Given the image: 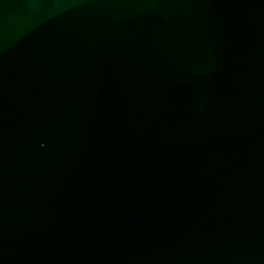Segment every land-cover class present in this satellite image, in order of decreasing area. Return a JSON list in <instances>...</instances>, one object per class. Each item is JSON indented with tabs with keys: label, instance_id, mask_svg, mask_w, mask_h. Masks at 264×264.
Listing matches in <instances>:
<instances>
[{
	"label": "water",
	"instance_id": "water-1",
	"mask_svg": "<svg viewBox=\"0 0 264 264\" xmlns=\"http://www.w3.org/2000/svg\"><path fill=\"white\" fill-rule=\"evenodd\" d=\"M0 264H264V0H0Z\"/></svg>",
	"mask_w": 264,
	"mask_h": 264
}]
</instances>
